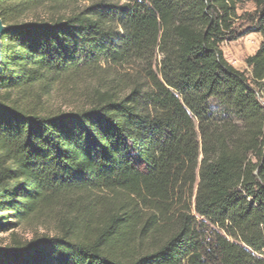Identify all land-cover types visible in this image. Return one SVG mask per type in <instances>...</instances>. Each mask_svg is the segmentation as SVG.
Masks as SVG:
<instances>
[{"label": "trees", "instance_id": "16d2710c", "mask_svg": "<svg viewBox=\"0 0 264 264\" xmlns=\"http://www.w3.org/2000/svg\"><path fill=\"white\" fill-rule=\"evenodd\" d=\"M244 1L249 76L220 48ZM0 20V264H264V0H0Z\"/></svg>", "mask_w": 264, "mask_h": 264}, {"label": "rangeland", "instance_id": "374dc122", "mask_svg": "<svg viewBox=\"0 0 264 264\" xmlns=\"http://www.w3.org/2000/svg\"><path fill=\"white\" fill-rule=\"evenodd\" d=\"M255 9L252 1L238 3L237 17L234 19L231 32L220 44L224 58L236 69L244 71L247 76L250 75V68L245 60L256 51L262 40L257 31ZM259 101L264 105L263 99L260 98ZM4 237L5 235H0V241Z\"/></svg>", "mask_w": 264, "mask_h": 264}, {"label": "water", "instance_id": "95a60500", "mask_svg": "<svg viewBox=\"0 0 264 264\" xmlns=\"http://www.w3.org/2000/svg\"><path fill=\"white\" fill-rule=\"evenodd\" d=\"M7 30V27L4 26L0 20V49H1V35Z\"/></svg>", "mask_w": 264, "mask_h": 264}]
</instances>
